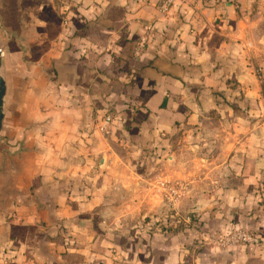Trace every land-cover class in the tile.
<instances>
[{"label": "crops", "instance_id": "obj_1", "mask_svg": "<svg viewBox=\"0 0 264 264\" xmlns=\"http://www.w3.org/2000/svg\"><path fill=\"white\" fill-rule=\"evenodd\" d=\"M159 1L0 0V264H264L197 247L264 243V0Z\"/></svg>", "mask_w": 264, "mask_h": 264}, {"label": "rangeland", "instance_id": "obj_2", "mask_svg": "<svg viewBox=\"0 0 264 264\" xmlns=\"http://www.w3.org/2000/svg\"><path fill=\"white\" fill-rule=\"evenodd\" d=\"M162 171L159 172L160 175L164 176V172H166L168 176V171L166 170V167L162 166ZM170 185V183H166L165 185H160L161 188H165L164 186ZM178 186V185H177ZM176 191H173V193H168L166 194V212L159 214V215H144L140 218L137 222L134 224L138 229L143 231L144 233V238H151L152 235H165L168 233V228L171 225V223H175L180 225V224H186V225H198L201 221L196 214L193 213H187L184 216L178 214L177 211V205L179 203L180 197L183 195L181 191L182 189H175ZM132 198L126 199L125 202L129 203L131 202ZM164 201V200H163ZM131 204V203H130ZM169 209V210H168ZM194 227V226H193ZM235 230L238 229H229L226 232H221V231H215L211 232L206 240L197 247H205V248H217L220 250H225L228 248H233V247H220L221 245H218V243H214V241L220 236V237H226L227 235L233 233ZM241 230H246L249 231L250 233H253L257 238V233L254 230H250L247 228H243ZM143 237V236H142ZM263 243V242H261ZM264 244V243H263ZM236 247V246H235ZM241 247V246H237Z\"/></svg>", "mask_w": 264, "mask_h": 264}, {"label": "built area", "instance_id": "obj_3", "mask_svg": "<svg viewBox=\"0 0 264 264\" xmlns=\"http://www.w3.org/2000/svg\"><path fill=\"white\" fill-rule=\"evenodd\" d=\"M178 1L183 2L184 0H160L158 4L159 14L166 15L173 4ZM145 43V38H142L135 52L136 55L143 50ZM110 120V117H107V122H110ZM214 243H218V245H221L220 247L252 246L259 249H264V244L261 243L253 233L241 229L235 230L233 233L227 235L226 237L219 236L214 241Z\"/></svg>", "mask_w": 264, "mask_h": 264}, {"label": "water", "instance_id": "obj_4", "mask_svg": "<svg viewBox=\"0 0 264 264\" xmlns=\"http://www.w3.org/2000/svg\"><path fill=\"white\" fill-rule=\"evenodd\" d=\"M5 94H6V86L2 71L1 51H0V131L2 129L3 120L5 116Z\"/></svg>", "mask_w": 264, "mask_h": 264}]
</instances>
